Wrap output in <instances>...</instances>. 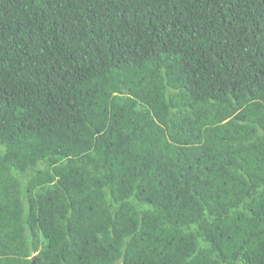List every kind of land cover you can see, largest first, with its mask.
Returning <instances> with one entry per match:
<instances>
[{"label":"trees","instance_id":"16d2710c","mask_svg":"<svg viewBox=\"0 0 264 264\" xmlns=\"http://www.w3.org/2000/svg\"><path fill=\"white\" fill-rule=\"evenodd\" d=\"M0 264H264V0H0Z\"/></svg>","mask_w":264,"mask_h":264}]
</instances>
